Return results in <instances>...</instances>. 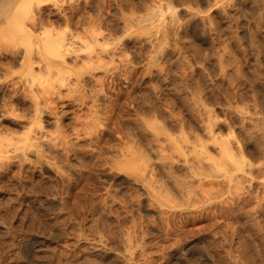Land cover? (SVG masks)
<instances>
[{
  "label": "clouds",
  "instance_id": "clouds-1",
  "mask_svg": "<svg viewBox=\"0 0 264 264\" xmlns=\"http://www.w3.org/2000/svg\"><path fill=\"white\" fill-rule=\"evenodd\" d=\"M5 94L0 264H264V0H0Z\"/></svg>",
  "mask_w": 264,
  "mask_h": 264
},
{
  "label": "rangeland",
  "instance_id": "rangeland-1",
  "mask_svg": "<svg viewBox=\"0 0 264 264\" xmlns=\"http://www.w3.org/2000/svg\"><path fill=\"white\" fill-rule=\"evenodd\" d=\"M149 82H150V81L146 78V79L144 80L143 84L141 85V87L138 88V89H136V91H137V92L146 91V90H147V85L149 84ZM4 97H5V98H4ZM5 99H6V101H5ZM7 99H8V97H7L6 94L3 95V96H0V103H5V102H7ZM16 102L19 103L18 100H17ZM49 119H50V118L47 117V116L44 117L45 122H47ZM65 122L67 123L68 121L66 120ZM153 126L156 127V129H157L158 132H162V131H163V129L160 128L158 125H153ZM198 227H203V225H198ZM174 255H175V254H173V256H174ZM100 258H101V259L105 262V264H106L107 260L111 259V256H110V255H104V254L102 253Z\"/></svg>",
  "mask_w": 264,
  "mask_h": 264
},
{
  "label": "bare ground",
  "instance_id": "bare-ground-1",
  "mask_svg": "<svg viewBox=\"0 0 264 264\" xmlns=\"http://www.w3.org/2000/svg\"><path fill=\"white\" fill-rule=\"evenodd\" d=\"M26 17H27V10L21 9L19 17H18V24L20 25V27H23V24H24ZM5 101H6V99H5Z\"/></svg>",
  "mask_w": 264,
  "mask_h": 264
}]
</instances>
